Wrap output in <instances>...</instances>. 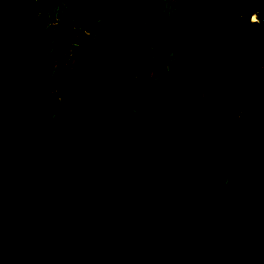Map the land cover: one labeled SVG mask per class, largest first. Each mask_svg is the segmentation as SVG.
<instances>
[{
	"label": "trees",
	"instance_id": "16d2710c",
	"mask_svg": "<svg viewBox=\"0 0 264 264\" xmlns=\"http://www.w3.org/2000/svg\"><path fill=\"white\" fill-rule=\"evenodd\" d=\"M162 1H89L65 87L56 1L0 0V264H264L263 29L244 0H179L127 131Z\"/></svg>",
	"mask_w": 264,
	"mask_h": 264
},
{
	"label": "rangeland",
	"instance_id": "374dc122",
	"mask_svg": "<svg viewBox=\"0 0 264 264\" xmlns=\"http://www.w3.org/2000/svg\"><path fill=\"white\" fill-rule=\"evenodd\" d=\"M55 5L58 6V9H55L51 14L48 13V24L44 29V32H50L51 37L52 34L56 35L57 38H62L63 36L69 34V36L65 39L63 43H61L58 47H56V51L60 52L59 59L55 62L56 65L62 63L64 68L60 72V80L64 77L69 76V73L72 68L73 59L75 56V42L74 38L77 37L81 33V28L78 27V23L80 22V14L83 13L86 4L91 0H55ZM58 1H62L64 6L59 7ZM189 1V0H188ZM190 4L192 0L189 1ZM187 2V3H189ZM179 0H163L161 7L157 14L156 20V31L155 37L153 41V47L148 56V64L150 73L148 76L147 83L140 89L133 88V101L127 107V111L124 117V123L127 128V131H130L133 125V118L135 116V106L134 101L138 100V102L143 107L150 104V100H152L157 92L155 90L156 84L160 80L161 68L163 63H166L167 67L171 64L174 59L175 52L178 50L180 41L185 34V30L187 27V23L190 18L191 6H185V10L183 11L182 16L177 22L176 30L173 34H171L167 44L162 47V39L163 36L169 26L170 20L175 16L176 10L178 8ZM242 21H246L247 17L243 16ZM240 22V21H239ZM252 24H259L260 20L258 17H254L250 20ZM63 24V25H62ZM66 26L70 27V30L66 28ZM70 32V33H69ZM264 54V51L262 52ZM259 70L263 73L264 70V62H260ZM69 79V78H68ZM67 78L63 81L59 82V86H67ZM144 107V108H145Z\"/></svg>",
	"mask_w": 264,
	"mask_h": 264
},
{
	"label": "flooded vegetation",
	"instance_id": "af4514ba",
	"mask_svg": "<svg viewBox=\"0 0 264 264\" xmlns=\"http://www.w3.org/2000/svg\"><path fill=\"white\" fill-rule=\"evenodd\" d=\"M263 1L264 0H244L238 21L243 22L241 19L243 16H246L247 20L248 19L251 20L254 17H258L260 20L259 24H261L262 19L260 18V14L263 11ZM261 35L260 36L262 38V43L260 44V47H261V51L263 52L264 51V28H263V32L261 33Z\"/></svg>",
	"mask_w": 264,
	"mask_h": 264
},
{
	"label": "water",
	"instance_id": "95a60500",
	"mask_svg": "<svg viewBox=\"0 0 264 264\" xmlns=\"http://www.w3.org/2000/svg\"><path fill=\"white\" fill-rule=\"evenodd\" d=\"M260 18L262 19V22H261V27L259 29V33L262 31V29L264 28V1H263V11L261 12L260 14ZM223 242H224V239H223Z\"/></svg>",
	"mask_w": 264,
	"mask_h": 264
}]
</instances>
